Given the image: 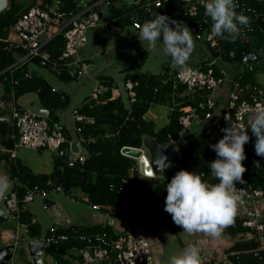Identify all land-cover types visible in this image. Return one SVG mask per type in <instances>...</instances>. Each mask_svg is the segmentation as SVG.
<instances>
[{"label":"trees","instance_id":"trees-1","mask_svg":"<svg viewBox=\"0 0 264 264\" xmlns=\"http://www.w3.org/2000/svg\"><path fill=\"white\" fill-rule=\"evenodd\" d=\"M50 1L33 0V2H40L42 5ZM61 1L63 2L64 9L73 6V0ZM238 1L247 3L257 13L264 15V0ZM31 5L33 4H22L20 0H8L6 8L0 12L1 99L3 98L7 102L10 100L11 94H13L16 101L18 97L25 93L36 92L41 105L49 112L47 120L52 123L57 122L55 112L69 104V96L56 90L53 91V87L40 76L31 74L30 77H24V73L28 71L27 64L13 71L7 70L16 61L18 54L17 50L6 48L7 45L4 39L7 35V28L21 12L26 11ZM176 8L174 0H169L164 3L163 7L156 8L153 14L167 15L171 19L181 18L187 27L191 23H195L196 21L203 22L205 19V22H203L205 28L212 24L209 17H203L205 9L202 6H199L196 18H191L188 15L181 17L179 15L180 10L174 15ZM132 9L133 7L126 4L121 6L114 4L109 8L104 19L107 23L114 22L119 27L125 24L129 25L127 15ZM153 14L146 15V20L154 18ZM173 15L174 17H172ZM246 16L251 19L250 15L246 14ZM253 24V32L248 42L242 41L240 37L234 42L221 38L220 51L209 48L207 43H204L207 54L214 58L219 56L220 62H230L232 66L235 64L241 66V56L251 51H260L262 56L260 59L264 58V22L256 19ZM136 31L139 32V30ZM63 42L62 34L58 33L46 44L45 50L51 57H56L62 50ZM251 42L254 43L253 46H251ZM231 51L234 52L233 57L229 56V52ZM193 57L194 53L192 52L190 58ZM167 58L170 63L172 61L171 57L167 56ZM206 63V60L199 61L196 67L206 69ZM245 67L248 71L244 70L241 74H238L240 73L238 72L231 77L237 79L241 85L261 87L250 74V71L256 69V63ZM232 68L234 69V67ZM213 69L216 76L221 75L222 69L218 64L213 65ZM173 73L169 65H166L161 75L154 73L125 74L124 81L131 80L137 83L135 86L136 98L133 102H129L128 105L124 103L121 96L113 97L112 90L115 88L112 86V82L99 76V78L101 77L100 82L107 86V91L100 96L98 101L89 99L77 108L80 113L92 116L94 119V123L92 124H81L80 132L75 130L81 136L80 143L84 149L83 156L85 159L82 163H75L73 167H69L64 161V156L56 155V157H53V168L50 173L33 174L26 164L18 159H10L9 153L4 151L0 152V167L6 169L10 176H14L17 179L18 182L15 189L20 196L25 192L26 188H30L33 185H40L50 189L52 187L50 184H53V186H60L65 191L78 187L84 192L87 201L91 205L99 206V209L105 210L114 218L127 221H150L154 206L165 202L167 195L166 185L177 171L183 169L189 172H196L201 175L203 180H206V176L210 173L209 163L214 158V151L209 145L216 143L217 139H215L214 134H217L221 138L223 137L224 133L221 129L227 126L223 119L217 118L214 121L212 118L206 122L204 128L213 126L214 130H201L197 133L186 135V144L179 149V156L174 159L170 168L165 172L164 178L162 180L149 179L150 185L148 187L154 189V191L150 189L152 191L150 199L147 200L133 192H129V187L135 179L129 177L128 182L123 184L121 178L128 176L127 169L132 165L137 169V162L135 163L133 158L121 153L124 147L141 148L142 139L146 135L155 138L159 144L167 143L170 139L177 140L180 129L178 118L185 110L196 109L197 116L193 122H203L202 120H204L205 109L201 103L208 98L209 93L202 90L194 94L185 93L183 96H180L179 94L184 92L185 87L181 84H178L176 87L173 86ZM59 78L66 81L73 79L66 76H60ZM153 103L164 104L170 107L167 124L158 129L155 128V123L152 120H147L143 117ZM0 111V115L4 116L6 111ZM10 127L13 130L12 125ZM249 132L250 130L248 129L250 140L244 146L246 159L242 163L246 167V172L243 178L249 179L254 188L264 190V157L256 155L254 136L252 132ZM256 161L260 162V167L255 166ZM47 181H50V184H46ZM111 184H113L112 188H110ZM120 186H124L125 191L119 192ZM145 190L149 189L145 185H142L139 191L143 193ZM29 216V212L25 210L18 217V221L27 226V233L31 237L38 239L42 233L38 229L37 223H30ZM172 223L173 220H169L166 224L172 225ZM86 230L91 232L90 229ZM97 230L100 231L98 228L93 231ZM104 230H107L109 235H113L109 228H104ZM225 234L230 238H236L226 249L227 253H234L228 256V260L232 264H236L237 262L239 264H260L264 259V249H260L261 242L259 238L254 232H248L247 229L243 228L238 218H234L233 223L226 227ZM81 246L83 245L80 243L65 241L58 244H50L43 247V250L58 260H63L64 255L67 254L69 249L73 247L80 249ZM0 247H2V244ZM64 261V263H60L78 264L76 261L73 262L65 259ZM216 264L227 263L218 262Z\"/></svg>","mask_w":264,"mask_h":264},{"label":"built area","instance_id":"built-area-1","mask_svg":"<svg viewBox=\"0 0 264 264\" xmlns=\"http://www.w3.org/2000/svg\"><path fill=\"white\" fill-rule=\"evenodd\" d=\"M167 1L169 0H73V6L68 9L63 8L61 0H51L44 5L40 2L35 3L26 11L21 12L7 28V35L4 39L7 45L6 48L17 50L18 53L16 61L7 70L13 71L33 61L41 67L47 68L57 77H81L85 74V69L90 68V64L86 59L75 58L77 51L85 45L87 41L86 33L89 30L96 29L101 25L108 29L116 26L114 22L107 23L104 19L112 5L118 4L121 6L126 4L133 7L132 11L127 15V19L133 29L139 30L138 25L142 26L146 21V15L153 14L156 8L163 7ZM236 2L239 5L237 8L238 13L243 12L245 15L251 16V27L243 29V34L240 36L242 41L248 42L253 32V22L256 19L264 22V15L257 13L254 8L243 1L236 0ZM108 4L110 6L105 11H102V5ZM174 5L180 8L179 15L181 17L188 15L191 18L198 16L199 6L203 7L201 0H174ZM203 17H207L205 10ZM175 20L184 23L181 18H175ZM203 22L196 21L189 24L188 28L197 41L203 44L207 43L209 48L220 51L221 37H217L212 33V24L205 28ZM58 33H61L63 36V47L56 57H51L45 50V46ZM42 34L43 38L39 39V36ZM250 54H254L256 58L252 59ZM233 55V51L229 52L230 57H233ZM218 57L206 59V69L189 65L186 71L178 69L172 75L173 86L176 87L178 84H181L185 87L184 92L179 94L180 96H183L185 93L194 94L202 90L209 93L208 98L201 103L205 109L204 120L202 121H209L218 111V116L224 121L225 115H231L233 120L239 117L238 122L247 127L250 123L248 116L251 111L257 105L264 106V89L258 86L241 85L237 79L228 76L223 70H221L220 76H216L213 65L217 64ZM261 57L260 51H251L241 56L240 64L244 67L252 65ZM30 76L31 73L29 71L24 73V77ZM136 84V82L131 80L124 82L129 102H133L136 98ZM224 84H228L230 89L225 103L219 110L217 109L218 104L213 94ZM52 90L54 91L53 88ZM106 91L107 86L102 82H98L91 92L90 99L98 101L99 97ZM118 95L119 92H116V96ZM0 110L8 112L9 118L12 119L14 130H12L13 146L10 151H7L10 159H16L14 148L24 145L37 150H56V155L64 156V161L69 167H73L75 163H82L84 161L85 157L82 153L74 154L71 152L69 147L71 143H69V138L62 123H50L46 117L37 115L32 110L18 107L13 94H11L10 100L5 102L3 98L1 99V91ZM196 116V109L191 108L185 110L178 118L180 125L178 139H170V142L174 144L178 151V156L179 149L176 144L179 140L186 139L188 129ZM72 119L77 124L75 127L77 132L81 131V124L94 123L92 116L80 113L77 108L72 110ZM218 138L221 139V137ZM4 151L5 149L0 145V152ZM216 158V153L214 152L212 161ZM243 179L246 181L245 184L236 185L239 189L238 194L241 197L236 208L244 209L245 214L238 219L243 228L247 229L248 232H254L261 242L260 249H264V240H261L260 237L261 234H264V218H262L261 212L257 207V202L264 197V190L254 188L249 179ZM204 181L212 184L218 183L211 175V171ZM17 182L14 176H10L9 188L7 187L8 190L4 192L1 199L4 205L3 208L8 216L19 217L27 209V205L31 204L37 196L44 201L42 205L43 209H53L54 206L46 202L49 199L48 192L51 188H54L56 191L62 190L60 186H53V184H50V181H47L46 184L52 186L50 189L40 185H33L30 188H26L25 192L20 196L15 189ZM121 182L125 184L127 179L122 178ZM146 185L149 186L150 184L146 183ZM112 187L113 184L110 185V188ZM121 191L122 188L120 186L119 192ZM164 207L165 202L154 206L150 223H167L169 220H172L171 215L164 211ZM92 208L99 209L100 207L92 205ZM107 214L110 215V213ZM104 228L103 230L91 233L82 227H73L69 223H61L58 226L52 225L44 234V247L65 241L80 243L83 245L80 249L73 247L66 254L73 262L76 261L78 264H154L151 245L146 238L132 232L113 233L111 236ZM3 237L6 241L16 238L12 233L7 237L4 234ZM199 250L202 252V249ZM230 254L234 253L223 251L217 254L216 263L224 262L232 264L228 260ZM203 260H205V257H203ZM236 264L239 263L237 262ZM260 264H264V259Z\"/></svg>","mask_w":264,"mask_h":264},{"label":"rangeland","instance_id":"rangeland-1","mask_svg":"<svg viewBox=\"0 0 264 264\" xmlns=\"http://www.w3.org/2000/svg\"><path fill=\"white\" fill-rule=\"evenodd\" d=\"M20 2L22 4L38 3L33 2V0H20ZM179 10L180 8L177 7L174 15L177 14ZM174 15L172 17H174ZM138 34L139 32L134 30L131 24L123 25L122 29L119 26L108 29L101 25L96 29L89 30L86 33L87 41L85 45L78 49L75 56V58L81 60H88L90 64V68H86L85 74L81 77L66 81L60 79L53 72L45 67H41L33 61L28 62V71L31 74L44 78L57 92L69 95V104L63 107L65 109H71L74 106L78 108L84 101L89 100L93 88L101 81V77L112 82V86L115 90H118L122 100L128 105L129 98L124 87L125 74L154 73L161 75L166 65H169L173 72L179 69L173 65L172 61L169 63L167 56L162 53L163 45L161 42H157V50L153 51L149 48L146 41L141 43L137 36ZM192 37L194 41V57L189 59L188 65L195 67L199 61H204L211 57L207 54L205 45L195 40L193 35ZM251 43V46H253L254 43ZM196 60H198L197 63ZM245 68L246 67L235 64V73L228 71V76L231 77L238 72H240L238 74H241L246 70ZM250 74L264 89V58L256 62V69L250 71ZM98 76L101 77L99 78ZM37 101H39L38 94L33 91L25 93L17 98V104L29 110L33 109ZM30 102H33L34 105H31ZM169 112L170 107L168 105L153 103L144 116L145 119L152 120L155 126H161L164 124L163 121L165 122L168 118ZM57 113L62 117L60 111H57ZM8 115L9 113L6 112L4 116ZM216 118L221 117L216 115ZM10 125H12V119H10ZM204 127L205 123L203 122H192L188 129V134L191 135L201 130H214L213 126L209 128ZM71 132L72 134L74 133L73 127L71 128ZM214 136L215 139H217L216 142H218L219 136L217 134H214ZM14 150L16 159L26 164L33 174H48L52 171L53 157H56V150H37L28 148L24 145L16 146ZM143 150L149 155L145 148ZM133 160L135 163L137 162V159L133 158ZM0 169L4 168L0 167ZM141 176L146 178L143 175ZM8 188L6 190H8ZM151 189L154 190L153 188ZM48 198L46 202L51 200L54 205L53 209H43L42 205L44 201L38 196L35 197L31 204L27 205V210L31 212L32 217L37 222L36 225L38 229L42 233L40 238L44 237L43 233L52 225L58 226L61 225V223H72L78 226L91 225L93 222L88 221L86 215L98 213L91 208V203L87 201L86 195L78 187L71 188L68 191L64 189L56 191L54 188H51L48 192ZM0 206L4 207L2 200H0ZM261 214L264 215V212H261ZM3 229H7L8 231L2 233ZM10 232L16 238L7 240V243H12L14 245L9 264H33L28 243L36 238L31 237L27 233L25 225L19 223L13 216H9L6 220L0 221V235L3 237L5 234L7 237ZM151 232H154L159 239L155 245L158 248L161 245L164 249V256L160 257V264H169L171 256L179 254L183 250L182 247L194 245L203 248L204 239L206 238L203 233L189 235L183 232L180 226H176L175 231H171L168 225L162 224H159V226L157 224L154 228L152 227ZM235 239L236 238L229 237L231 241ZM149 242L153 248L154 244L151 241ZM1 243L2 239L0 237V245ZM64 259L72 261L68 255H64ZM64 259L58 260L53 255L47 254L45 250H42V264H63L65 262Z\"/></svg>","mask_w":264,"mask_h":264},{"label":"clouds","instance_id":"clouds-1","mask_svg":"<svg viewBox=\"0 0 264 264\" xmlns=\"http://www.w3.org/2000/svg\"><path fill=\"white\" fill-rule=\"evenodd\" d=\"M201 3L205 15L212 21V33L217 37L234 42L243 34V29L251 27L250 18L237 12L236 0H201ZM153 16L142 26L138 25L139 40L141 43L146 41L153 51L157 50V42H161L162 53L171 57L174 66L186 71L194 51L191 30L167 15L154 13ZM250 55L252 59L256 58L254 54ZM224 119L227 126L221 129L223 137L209 145L217 157L209 163V168L218 183H208L200 174L181 169L166 185L164 211L189 235L203 233L216 238L233 223L241 199L236 185L246 183L243 179L246 167L242 162L246 159L244 146L250 140L249 128L255 137L256 155L264 157V106L257 105L251 111L247 127L238 122L239 117L233 120L231 115H225ZM255 166L260 167V162L256 161ZM169 264H201L200 250L188 245L179 254L171 256Z\"/></svg>","mask_w":264,"mask_h":264},{"label":"crops","instance_id":"crops-1","mask_svg":"<svg viewBox=\"0 0 264 264\" xmlns=\"http://www.w3.org/2000/svg\"><path fill=\"white\" fill-rule=\"evenodd\" d=\"M120 28L122 29V27H120ZM197 61L198 60H196V62ZM217 64L220 66V68L224 72H227V74H228V71H232L233 73H235V70L232 68L234 66H232V64H230V62H220L218 60ZM53 89L56 90L54 87H53ZM229 89H230L229 85L228 84H224L213 95L214 99L216 98L215 100H216V102L218 104V108L217 109H219L222 106V104L225 102ZM116 90H114V89L112 90L113 97H115L116 96V92H118V90L117 91ZM119 96H120V94H119ZM99 99H100V97H99ZM15 102L17 104V100ZM30 104L34 105L33 102H30ZM17 106L22 108V109L29 110L28 108L19 106L18 104H17ZM75 107L76 106H74L71 109L70 108L69 109H67V108L66 109L65 108L62 109L61 108L60 110L58 109L57 111H60L62 117H60L58 115L57 111L55 112V115L57 116V122L62 123L63 126L65 127V132H66L67 137L69 138V143L78 141L79 142V149H80L79 152L83 154L84 153V149H83V147H82V145L80 143L81 136H80L79 133H77L75 131L76 124L74 123V121L72 119V114H71L72 110ZM37 108L46 109L45 107H43L41 105V103L39 101L36 102V104L34 105L32 111L34 109H37ZM218 114H219V112L217 111L214 114L212 120L216 121V119H217L216 115H218ZM143 117L145 118V116H143ZM248 121H249V119H248ZM167 122H168V118L165 120V122L163 121L164 124H162L161 126L160 125L159 126H155V128L158 129V128L164 126L165 124H167ZM206 122H208V121H203V123H205V125H206ZM72 127L74 129V133L73 134L71 132V128ZM249 130L251 132V129H249ZM0 145H1V141H0ZM5 151H7V150H5ZM134 167H135L134 165L129 167L127 169V175L128 176H124L122 178H126L127 182H128V178L129 177L134 178L135 181L130 185L129 192H133L136 195H138L139 197L145 198V199L148 200V199H150L151 192L154 191L150 187H148V185H146V183H150L149 182L150 180L147 179V178H143L141 176V174L138 172V168L135 169ZM122 178H121V180H122ZM154 179H156V178H154ZM142 185H145L147 187V189H149V190H145V192L141 193V191H139V190L142 188ZM121 188H122V191H125L124 186L121 187ZM49 203L51 204V206H54L52 204L51 200H49ZM257 207L260 210V212H264V197H262L257 202ZM93 210L97 211L98 213L86 215V219L88 221L93 222V223H91V225L87 224L85 226H78V225L72 224V223H69V224L71 226H73V227H82L85 230L86 229H90L91 233H92V231L94 229L98 228L99 230H101V229L104 228V226H106V228H109L112 231V233L120 234V233H125V232H132V233L139 234V235L143 236L144 238H146L147 240L149 239L148 241H151L154 244L153 248L151 247V251H152V255H153V261H154V264H160V257L164 256V249H163V247L161 245L159 246V248L155 245V243H157V241H159V239H158V236L156 234H154V232L153 233L151 232V228L152 227L154 228L157 224H152L153 222L150 223V221L145 223V222H140V221H136V220L135 221L122 220L120 218H114V217L108 215L105 210H102V209H99V210L93 209ZM27 211L30 214V216H29L30 217V223H37L34 220V218L32 217L31 212L26 209V212ZM244 214H245V210L244 209L236 208V213H235L234 218H239L240 216H243ZM15 218L18 220V217H15ZM262 218H264V215H262ZM159 224L160 225L161 224L162 225H168L166 223H159ZM159 224H158V226H159ZM168 226L171 229V231H175L177 225L173 222L172 225H168ZM25 227H26V230H27V226L26 225H25ZM225 229L226 228H224L222 230L221 235L219 237H216V238H213V237H210V236H207V235L203 234L206 237L204 239V246H203L204 249L197 246V248L202 249V252H200V262L201 263H203V264H216V262H217V254H220L221 252L226 251V249L231 245L232 241L229 240V237L225 234ZM6 231H8V230L7 229H3L2 233H6ZM93 232H96V231H93ZM0 237L2 239V243L5 242L4 239H3L4 237H2L1 235H0ZM35 240H37V238ZM6 243H7V241H6ZM3 245H5V244H3ZM184 248L185 247H182V249H184ZM205 249H206V251H205ZM203 257H205V260H203ZM100 264H103V263H100Z\"/></svg>","mask_w":264,"mask_h":264},{"label":"water","instance_id":"water-1","mask_svg":"<svg viewBox=\"0 0 264 264\" xmlns=\"http://www.w3.org/2000/svg\"><path fill=\"white\" fill-rule=\"evenodd\" d=\"M19 1V0H17ZM131 1V0H129ZM8 0H0V12L7 6ZM108 5H102V11H105ZM43 38V34L39 36V39ZM33 113L48 117L47 109H34ZM0 141L3 148L10 151L13 146L12 129L10 127L9 116L0 115ZM186 144V139H181L177 142L178 149L182 148ZM146 149L149 155H147L143 149ZM71 152L74 154L79 153V142L75 141L70 144ZM121 153L125 156L137 159L138 172L146 178H164L165 172L170 168L174 159L178 156V151L172 142L159 144L155 138L151 136H144L142 139L141 148L124 147ZM149 172L152 174L149 175ZM10 183V174L6 169H0V200L6 188ZM8 214L2 206H0V221L6 220ZM261 240H264V234H261ZM44 247L43 238L30 241L28 248L32 257L33 264H42L41 254ZM14 245L9 244L4 247H0V264H9V260L12 257Z\"/></svg>","mask_w":264,"mask_h":264},{"label":"flooded vegetation","instance_id":"flooded-vegetation-1","mask_svg":"<svg viewBox=\"0 0 264 264\" xmlns=\"http://www.w3.org/2000/svg\"><path fill=\"white\" fill-rule=\"evenodd\" d=\"M4 241H5V239H4ZM1 244H5L4 246L8 245V244L6 243V241L3 242V243H1ZM2 246H3V245H2ZM4 246H3V247H4Z\"/></svg>","mask_w":264,"mask_h":264},{"label":"snow or ice","instance_id":"snow-or-ice-1","mask_svg":"<svg viewBox=\"0 0 264 264\" xmlns=\"http://www.w3.org/2000/svg\"><path fill=\"white\" fill-rule=\"evenodd\" d=\"M152 173L151 172H149V175H151Z\"/></svg>","mask_w":264,"mask_h":264}]
</instances>
